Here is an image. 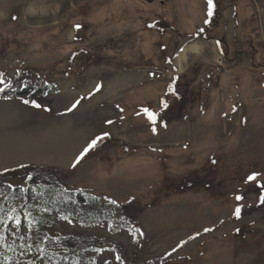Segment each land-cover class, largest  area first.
<instances>
[{
	"label": "rangeland",
	"instance_id": "obj_1",
	"mask_svg": "<svg viewBox=\"0 0 264 264\" xmlns=\"http://www.w3.org/2000/svg\"><path fill=\"white\" fill-rule=\"evenodd\" d=\"M217 2L211 21L205 0H0L3 80L21 71L54 86L80 81L30 105L0 101L2 120L28 124L8 132L32 131L37 114L25 110L60 112L76 99L64 93L80 89L71 135L108 133L83 164L25 165L58 170L54 193L9 183L21 190L0 209V264H264V0ZM194 45L204 50L180 68ZM176 77L187 97L209 91L207 107L152 125L126 106L171 102ZM114 81L117 100H98ZM122 205L144 211L137 224ZM78 239L103 244L69 249Z\"/></svg>",
	"mask_w": 264,
	"mask_h": 264
},
{
	"label": "trees",
	"instance_id": "obj_2",
	"mask_svg": "<svg viewBox=\"0 0 264 264\" xmlns=\"http://www.w3.org/2000/svg\"><path fill=\"white\" fill-rule=\"evenodd\" d=\"M3 91H0V101H19L26 105L32 104L38 99H43L48 96L55 95L58 90L50 85L48 82L41 80L38 75L33 74L31 77H27L24 72H17L15 76L9 80H4ZM145 86V85H142ZM141 86V87H142ZM169 93L172 95L171 102H166L167 107L162 104L159 108H150L149 100L146 103L134 104V101H130L127 107L134 110V108L140 111L145 118L152 124L156 125L161 123L162 125L171 124L180 120L183 117L190 116L197 110H202L207 107L209 100V91L201 87L191 88L188 97L182 90L180 84V78L176 77L174 81L168 85ZM147 100V99H146ZM125 107V105H124ZM147 109L150 113L155 114V122L149 119L145 113ZM130 110V111H132ZM113 141V140H112ZM115 143V142H114ZM104 145V138L99 141L96 147L89 150L83 158L79 160L80 163H84L90 157H94L99 154ZM60 172L53 168L41 167L36 168L32 166H20L12 168L3 172H0V209L5 205L8 199L13 195L20 192V188L11 189L9 183L16 178H25L26 183L29 186H33L38 189L42 194L54 193L57 187V181L59 180ZM51 196V195H50ZM122 211L124 215L134 224H137L140 216L144 213L143 210H134L126 205H122ZM139 234H136V238H139ZM103 242L93 241L90 239H78L66 244L69 249H73L76 252L83 251L90 246H101ZM155 263L162 264V261L156 260Z\"/></svg>",
	"mask_w": 264,
	"mask_h": 264
},
{
	"label": "crops",
	"instance_id": "obj_3",
	"mask_svg": "<svg viewBox=\"0 0 264 264\" xmlns=\"http://www.w3.org/2000/svg\"><path fill=\"white\" fill-rule=\"evenodd\" d=\"M73 84L79 86L80 81L78 79L65 80L52 86L59 92V89L64 91V86L68 88L70 87L69 85L73 86ZM92 85L93 88L89 91L90 93L95 91L97 86L101 85V82H91ZM119 88L120 86L115 81L113 83H105L104 88L101 87L96 94V96L98 95L96 98L102 101L115 102ZM62 90L61 95H63ZM77 91L64 93V95L67 93L66 95L76 97V99L69 107L60 112L51 109L49 111L44 110V112L40 109L25 110L27 113L31 112L32 116L35 113L37 114L36 118H34L35 120L33 119L34 122L31 123L32 131L26 132L25 130L19 134H12L8 132L9 127H27L26 121L22 118L12 123L11 120H2L0 117V172L21 165H34L36 161L33 160L45 161L42 164L43 166H51L52 160H71L72 165L75 160L81 159V154L95 137L89 139L85 137L82 131L80 135H71L73 134V128L70 127L67 118L70 115V108L74 105V102L84 97V93L79 94ZM74 111L71 113H74ZM53 113L55 118L52 117ZM57 117H60V120ZM47 163L49 164L47 165Z\"/></svg>",
	"mask_w": 264,
	"mask_h": 264
},
{
	"label": "snow or ice",
	"instance_id": "obj_4",
	"mask_svg": "<svg viewBox=\"0 0 264 264\" xmlns=\"http://www.w3.org/2000/svg\"><path fill=\"white\" fill-rule=\"evenodd\" d=\"M213 8H214L213 0H208V15H209L210 17L213 15ZM205 23H208V21H205ZM76 27L79 28L80 26L77 25ZM2 77H3V74L0 73V85H2V84L5 83V81L3 80ZM97 88H99V86H97ZM0 91H3V88H0ZM24 103L27 104L28 101H24ZM78 103H79V101H77V104H78ZM162 103L164 104V107H167V103H166V102H162ZM34 106H35V107H40L39 104H35V103H34ZM73 107H75V105H73ZM233 110H235V109H233ZM144 111H145V113L148 115L149 119L152 120L153 122H155V114L150 113L147 109H145ZM109 123H112V122L109 121ZM153 130L155 131V129H153ZM107 135H108V133L105 132L102 136H98L96 139H93V140L91 141V143L88 145V147L85 148L84 152L81 154V158H83V156H84L89 150H91L92 148L96 147L97 143H98L99 141H101L104 137H106ZM77 162H79V161H77ZM258 175H259V174H253V175L249 176V177H248V181H255V180L257 179V176H258ZM258 187L264 188V185H258ZM235 199H236L237 201H241V200L244 199V197L241 196V195H237V196L235 197ZM260 203L264 204V192H262L261 195H260ZM234 215L236 216L237 219L240 218V216H241V206L238 205V206L236 207L235 212H234ZM62 218H63V217H62ZM0 222H2V221H0ZM17 223H19V222H17ZM206 231H207V229H206ZM2 240H3V236H0V241H2ZM173 251H175V249H173ZM117 259H119V257H117Z\"/></svg>",
	"mask_w": 264,
	"mask_h": 264
},
{
	"label": "bare ground",
	"instance_id": "obj_5",
	"mask_svg": "<svg viewBox=\"0 0 264 264\" xmlns=\"http://www.w3.org/2000/svg\"><path fill=\"white\" fill-rule=\"evenodd\" d=\"M204 50L203 47L194 45V46H188L183 49L182 53L179 55L177 59V64L179 65L180 68L183 67V63L188 60V54H198ZM188 57V58H187Z\"/></svg>",
	"mask_w": 264,
	"mask_h": 264
},
{
	"label": "flooded vegetation",
	"instance_id": "obj_6",
	"mask_svg": "<svg viewBox=\"0 0 264 264\" xmlns=\"http://www.w3.org/2000/svg\"><path fill=\"white\" fill-rule=\"evenodd\" d=\"M205 4H206V6H207V10H206V17H208L211 21H213V20H217V19H219L218 17H219V3L217 2V0H213V4H214V8H213V15L210 17L209 15H208V0H205ZM217 18V19H216ZM218 22V21H217ZM209 29V26H207L206 28H205V32L207 31ZM200 33H202L203 34V32L202 31H199ZM204 32V33H205Z\"/></svg>",
	"mask_w": 264,
	"mask_h": 264
},
{
	"label": "water",
	"instance_id": "obj_7",
	"mask_svg": "<svg viewBox=\"0 0 264 264\" xmlns=\"http://www.w3.org/2000/svg\"><path fill=\"white\" fill-rule=\"evenodd\" d=\"M146 1H148V2H150V3L154 2V0H146Z\"/></svg>",
	"mask_w": 264,
	"mask_h": 264
}]
</instances>
